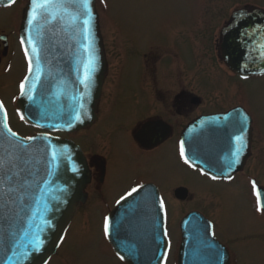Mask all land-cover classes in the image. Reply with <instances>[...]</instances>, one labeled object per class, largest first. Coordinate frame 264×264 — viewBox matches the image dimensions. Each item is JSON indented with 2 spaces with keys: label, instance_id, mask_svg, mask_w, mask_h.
I'll list each match as a JSON object with an SVG mask.
<instances>
[{
  "label": "water",
  "instance_id": "1",
  "mask_svg": "<svg viewBox=\"0 0 264 264\" xmlns=\"http://www.w3.org/2000/svg\"><path fill=\"white\" fill-rule=\"evenodd\" d=\"M94 1L90 0L91 21L87 40L83 24L73 22L70 16L56 19L38 18L28 24L32 0L24 8L19 28L24 54L28 50L27 73L23 79L25 94L21 92L17 105L24 120L32 126L47 130L72 131L90 124L95 118L105 73L102 38ZM10 0H0L7 6ZM70 12L75 9L70 8ZM83 19V18H81ZM221 55L230 70L241 77L264 74V13L258 9L232 13L221 31ZM34 44H29L28 37ZM39 50L40 78L36 79V56L32 47ZM87 48V50H86ZM33 71H28V61ZM94 58V70L88 60ZM86 77H90L86 83ZM35 82V87L33 83ZM31 95L32 99L28 96ZM4 112L0 111V157L16 158L11 172L0 170V180L11 176L9 185L14 192L0 194V264H45L61 241L79 201L84 198L83 187L89 182V169L79 148L70 140L37 134L23 138L9 135L4 127ZM79 113V119L76 115ZM227 117L228 119H224ZM237 117L243 119V133L232 126ZM249 117L242 108L224 114L200 117L190 124L181 138L189 163L211 175L225 176L237 170L246 148L233 137H186L187 135H247ZM8 126V125H7ZM9 128V127H8ZM222 149L226 152L223 153ZM240 149L238 162L229 168L233 153ZM58 154L52 160V153ZM11 154V155H9ZM225 160V161H224ZM262 196L264 189L258 188ZM158 198L150 185L120 201L110 212V235L107 237L113 250L130 264H161L165 238L161 213L154 224L140 228L138 213L123 208L139 206L137 199ZM176 195L184 198L187 189L179 187ZM124 214V215H123ZM190 213L182 222L183 235L179 251V264H219V246L212 238L211 229L201 219L198 226H189ZM47 221V223H45ZM125 221L138 224L123 226ZM140 223V222H139ZM186 231H189L188 233ZM194 231V232H193ZM196 231V232H195ZM39 234L41 250L25 259L20 255L34 234Z\"/></svg>",
  "mask_w": 264,
  "mask_h": 264
},
{
  "label": "rangeland",
  "instance_id": "2",
  "mask_svg": "<svg viewBox=\"0 0 264 264\" xmlns=\"http://www.w3.org/2000/svg\"><path fill=\"white\" fill-rule=\"evenodd\" d=\"M239 1L241 6L244 0H223L224 9L229 7L225 18ZM25 2L18 0L8 9L0 8V35H11L12 46L11 52L7 51L0 59V99L11 114L12 128L21 135L32 134L34 130L16 121L14 112V108L17 109L14 98L25 73V63L15 37ZM218 2L97 0L108 62L101 110L108 101L110 104L95 132L93 129L87 136L94 137L92 140H105L103 148L109 158L102 191L105 198L110 200L121 193L123 187L141 180L156 181L166 193L183 185L188 188V198L177 204V216L190 208H198L200 213L215 220L216 238L234 252L236 264H264V215L254 209L255 197L249 180L254 178L264 188V76L240 79L224 67L216 64L211 67V60L206 62L197 58L188 40L190 28L202 23L204 17L201 14L205 8H211L210 17L214 22L219 20L216 15V9L220 7L216 5ZM249 2L264 6V0ZM166 50L174 51L178 57L176 61L166 58V62L157 66L153 79L157 94L155 97L153 94L151 101L154 98L164 101V97L178 90L170 75L171 62H174L181 71L180 82L184 80L186 86L199 94L202 105L196 115L220 112L236 105L244 106L252 115L255 137L250 158L231 183L212 181L197 171L186 169L176 156L172 159L166 147L142 157L131 148L130 142L128 144L129 136L122 126L112 129L123 124V114L117 113L116 109L122 110L128 105L139 108L149 103L146 92L149 86L144 74L146 71L151 76L155 68L152 55H161V51ZM146 53L149 56L144 57V67L143 55ZM87 136L78 139L85 145L84 137ZM171 184L174 185L170 191ZM103 208L104 202L94 196L68 229L58 254L49 264H122L114 258L102 233L100 213H104Z\"/></svg>",
  "mask_w": 264,
  "mask_h": 264
},
{
  "label": "flooded vegetation",
  "instance_id": "3",
  "mask_svg": "<svg viewBox=\"0 0 264 264\" xmlns=\"http://www.w3.org/2000/svg\"><path fill=\"white\" fill-rule=\"evenodd\" d=\"M217 1L219 2L216 5L220 6L218 9H216V11H218L216 15L217 17H219V20L214 22L210 17L211 8H209V10L205 8V12L201 14V16L204 17L202 20V23L198 26L190 28V32L188 33V36H189L188 40L192 45V51L195 52L198 59L206 61V62H208V60H211V63L209 64L211 67H213V65L216 64L218 67L222 68L224 67V65H223V61L220 58V52H219V46L221 43L220 34H221L222 28L225 25L226 20L228 19V17L225 18L224 14H226L225 11L229 7L225 10L222 4L223 0H217ZM239 3L240 1L236 3L233 10L229 12L228 16L233 11L238 10V9H245V10L250 11L254 8H258V9L264 10V6L263 7L254 6L250 4L249 0H247L246 2L244 0V3L241 6H239ZM10 36L11 35L6 34L4 36V39L0 40V46H2V50L0 51V59L1 57L6 56L7 51L8 53L11 52L12 46L10 45ZM207 46L209 47V50H207ZM161 53L162 54L158 56L152 55L155 68L153 69V71H151L152 73L150 74L151 76H149L146 73L145 68H144V71H145L144 77H145L146 83L148 84L147 86H149V87H146L147 88L146 89L147 100L149 103L146 106L139 107V108H132L128 105V107L126 106L122 110L116 109L117 113H119L120 115L123 114V124L115 125L113 126L112 129L122 126L123 131L126 132L127 135L129 136L127 139L128 144L130 142L131 148L133 150H136L142 157H148L149 155H152L156 153L157 151H159L162 147H166L172 159L174 158V156H176L181 162V164L186 169L191 170V168H189L185 163H183L179 157L178 140H179V137H182V132H183V129L186 127V125L189 124L192 120H194L199 115L203 114L201 113V114L196 115L197 109L202 105L201 99L199 98V94L196 92V90H194L192 87L189 88L188 86H186V84L184 83V80H181L180 82L179 78L182 75H181L179 66L176 67L175 63L171 62L172 67H171L170 75L172 77L175 88L178 87V90L172 95H168V97H164V101H160L157 98H154V100L151 101L153 94H154V97L157 94V92H155L157 85L156 83L153 82L155 72H157V66L162 61L166 62V58L168 59L171 58V60L176 61L178 57L177 54H175V52L172 50L161 51ZM147 54L148 53L143 55L144 67H145L144 57L147 56ZM111 96H112V93H111ZM101 97H102V94H101ZM109 100H111V98ZM108 102L110 104V101ZM109 104L106 105L103 110H101V106L103 104H101V98H100L97 104V108H96V115H97L96 120L93 121V123L89 125L88 127H86L85 129L77 130L72 133H63V132L53 133V135H56L62 138H70L76 144H78L83 150L87 158L89 168L91 170L90 181L84 188L86 198L84 202L79 204L75 217L77 218L80 215L81 211L94 199V196H97L101 201L104 202L103 211L104 213H107L110 210V208L114 206L117 200L122 195H125L129 190H131L132 187L140 186L145 183H152L159 190L161 199L164 200V204H165L164 211H165V232L167 233L166 234L167 246H166V253L163 259V264H178V250H179V245L181 243V236H182L181 229L179 226L180 219L187 212L191 210H198V208H190L188 210H185L184 212H182L181 214L177 216L178 213H177V210H175L176 206H178L177 204H180L181 202L186 201V199L188 198V195L184 199L177 198L175 194L176 187L172 190V193L169 191L168 193H166L163 188L162 189L160 188L159 184L156 183V181H152V180H145V181L141 180V181L132 182L128 186L123 187V191H121V193L111 198L110 200L105 198L104 194L102 193V191L104 190L106 180H107L108 159H109L108 154L104 152L105 149L103 148V144L105 143V140L104 139H100L99 141L92 140L94 139V137H89L87 135H89L88 133L92 131L93 129H94L93 133L95 132L96 125L101 122L103 114L108 109ZM230 108L226 110H229ZM226 110H222L220 112H224ZM253 129H254V125H253V118H252V134L249 136L250 137L249 153L245 157L241 170H239L233 176H231V179L221 178L218 180H212L207 176H204V175L203 176L212 181L231 183L235 179L237 174L240 171H242L247 159L250 158V154H251L253 143H254V137H255V133ZM80 136H87V137H84L86 138L85 145L82 144L81 140L78 139V137ZM187 137H234V135H230V134H227V135L221 134V135H215V136L214 135L212 136L211 135L209 136L187 135ZM99 145L101 146L100 149L98 148ZM249 180H251V178ZM173 185L174 184H171L169 186L170 191ZM106 200L107 202H105ZM170 204H171V207H169ZM151 210L152 209H148L147 212L150 213ZM145 214L147 213H145L144 208H138V215L139 217H141V223L139 224L141 228L149 225L148 221L146 222L143 221V217ZM205 217H207L211 221L212 223L211 226L213 229V236L216 238L215 220L211 219L208 216H205ZM193 225H196V224H193ZM222 244L224 245L225 249L223 247H221V249L227 252L226 253V255L228 256L227 264H236L234 254H233L234 252L231 251V249L229 248L227 244L223 242ZM225 252H223V254H225ZM57 254L58 252L56 253V255ZM52 259L53 258H51V260ZM220 261H219V264H225V257L223 255H221ZM122 264H127V263L123 261Z\"/></svg>",
  "mask_w": 264,
  "mask_h": 264
},
{
  "label": "snow or ice",
  "instance_id": "4",
  "mask_svg": "<svg viewBox=\"0 0 264 264\" xmlns=\"http://www.w3.org/2000/svg\"><path fill=\"white\" fill-rule=\"evenodd\" d=\"M10 3H15V0H10ZM90 0H32V11L29 14L28 18V24L33 25L38 18H44V19H56L58 15H67L70 16V18L73 20V22L80 21L83 24L82 31L84 32L85 36L84 38L87 40L88 38V32H89V25L91 21V12L89 8ZM75 9L74 12H70L69 9ZM83 18V19H81ZM29 44H34L33 38L31 36L28 37ZM20 43L23 45L25 43V40L21 38ZM87 50V48H86ZM32 54L36 56V79L39 80L40 78V61H39V50L37 47H32ZM25 56L28 57V50L25 48ZM88 68L89 70H94V58H90L88 60ZM28 71L29 73H32L33 71V61L31 57H29L28 61ZM90 77H86L85 81H82V83H85V86H87L86 81ZM27 80L28 77H25ZM33 87H35V82L33 83ZM20 92L21 95L25 94V85L21 83L20 85ZM29 99H32V96H28ZM4 105L2 102H0V111H3ZM23 119V116L21 117ZM76 119H79V113L76 115ZM224 119H228L227 117H224ZM232 126L235 128H238L243 133V119L240 117H237L233 120ZM4 127L7 129L10 136L15 137L16 133L12 132L10 128L7 126V113L4 112ZM29 140L34 139L32 137L28 138ZM233 139L235 141H240L241 144H243V137L242 135L234 136ZM239 153L240 149H236V151L233 153L234 159L229 163V168L232 167L233 164L238 162L239 159ZM11 155V154H9ZM179 155L180 158L183 159L185 164H188L190 167L191 165L189 163V159L185 154V147L183 141L180 143V149H179ZM58 154L53 151L52 153V160H57ZM15 159L16 158H8V157H0V170L6 169L7 172H11V169L15 167ZM6 179L0 180V194H6L10 192H14L15 189L12 188L8 181L11 180V176H7L6 173ZM220 176L213 175L211 177L212 180L219 179ZM228 179H231V177H227ZM143 186L140 185L138 187H132L130 191H128L125 195L120 197V200L117 201L119 204L120 201L126 200L127 197H130L133 195V193L138 192L139 188H142ZM252 189L255 195V204L254 209L257 213L264 215V196H262V193L259 189H257V186L255 182H252ZM159 207L163 210L165 208L164 200L160 199L159 201ZM47 223V221H45ZM110 221L109 218H104V225H103V234L105 237H108L110 235ZM167 233L165 232V235ZM43 245V240H41L39 234H34L32 238L29 240L28 244L23 246V251L20 252V255L27 259L32 254L37 253L41 250V247ZM124 257H121L123 259Z\"/></svg>",
  "mask_w": 264,
  "mask_h": 264
},
{
  "label": "bare ground",
  "instance_id": "5",
  "mask_svg": "<svg viewBox=\"0 0 264 264\" xmlns=\"http://www.w3.org/2000/svg\"><path fill=\"white\" fill-rule=\"evenodd\" d=\"M227 17H228V19L226 20L224 27L228 24V22H229V20H230V18H231V15H229V16H227ZM102 50H103V55H104V57H105V56H106L105 46L102 47ZM219 52H220V47H219ZM104 61L106 62V61H107V58H105ZM103 116H104V114H103ZM108 118H109V116H108ZM198 219L203 220V219H202V214L198 215ZM179 224H180V225H179L180 228L182 229V228H183L182 223H179ZM193 224L198 225L199 223H198V221H197L194 217H190V218H189V223H188V225L191 226V225H193ZM193 232H194V231H193ZM48 264H49V263H48Z\"/></svg>",
  "mask_w": 264,
  "mask_h": 264
}]
</instances>
